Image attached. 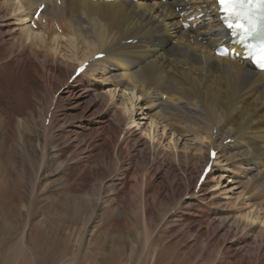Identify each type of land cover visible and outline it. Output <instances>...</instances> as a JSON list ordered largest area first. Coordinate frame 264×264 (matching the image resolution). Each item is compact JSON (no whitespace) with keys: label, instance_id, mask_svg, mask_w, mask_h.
I'll return each instance as SVG.
<instances>
[{"label":"rangeland","instance_id":"rangeland-1","mask_svg":"<svg viewBox=\"0 0 264 264\" xmlns=\"http://www.w3.org/2000/svg\"><path fill=\"white\" fill-rule=\"evenodd\" d=\"M10 47L0 45V50ZM21 56L16 58L28 65L0 66V81L6 72L13 78L7 96L0 95V178L10 177L8 185L0 179L5 189L0 192V245H10L0 254V264H36L15 244L25 211L35 229L27 248L52 256L45 264H57L65 246L68 253L60 264H264V242L247 240L224 223L227 213L236 216L235 204L236 218L242 217V203L249 206L244 192L235 201V180L220 172L215 176L222 179L215 181L211 175L199 199L193 189L205 163L185 168L173 162L169 155L175 150L160 130L153 146L166 158L147 153L146 145L136 142L139 136L127 132L126 122L115 120L113 111H121L124 102L120 92L110 99L108 83L63 90L68 76L61 69L46 63L50 71L34 70L29 57ZM4 89L0 84V92ZM96 94L107 102L96 101ZM132 110L138 115L147 109ZM146 117L137 125L138 135ZM141 134L140 143L147 141ZM182 138L178 151L196 152L193 141L183 148L191 136ZM11 189L21 198L15 218L5 212L7 198L14 196ZM221 205L224 213L217 214ZM74 225L79 227L76 243L70 235Z\"/></svg>","mask_w":264,"mask_h":264},{"label":"bare ground","instance_id":"bare-ground-1","mask_svg":"<svg viewBox=\"0 0 264 264\" xmlns=\"http://www.w3.org/2000/svg\"><path fill=\"white\" fill-rule=\"evenodd\" d=\"M40 3L45 5L33 29L27 21ZM212 5V0H59V4L56 0H0V45H11L0 50V66L5 65L7 69L25 66L27 61L22 60L25 58L16 56L27 55L34 70L50 71L46 63L48 66L51 63L54 70L61 69L69 78L75 65L90 60L87 69L72 84L67 81L63 90L78 87L77 91H82L85 86L108 83L112 88L108 93L110 99L115 97V91L120 92L124 102L120 103L122 112L116 108L113 111L115 120L123 119L127 132L139 136L136 142L141 147L146 145L147 153L152 157L156 152L159 158H166L165 153H157V145L153 146L154 133L158 135V130L160 137L165 135L167 145H172L175 150L169 158L185 168L206 163L208 148L210 145L216 148L218 153L206 178L224 173L239 186L235 201L243 192L250 200L249 206L241 204V218H236L235 204L236 216L227 213L223 217L224 223L227 221L228 226L234 227L247 240L254 238L256 243H263L264 73L246 62L213 54L225 32ZM180 12H189L186 18L204 14L189 21L190 25L195 23L194 28L183 29L178 18ZM2 13L5 19H2ZM206 16H210L207 21L204 20ZM128 39L136 41L126 43ZM98 52H104L105 56L92 61ZM9 75L6 72L0 81L5 88L0 92L1 99L8 94V81L13 79ZM27 79L20 78L18 82ZM81 97L82 94L77 95L75 100ZM94 99L108 100L98 94ZM143 105L147 110L138 115L135 112L134 118L132 108L141 110ZM144 116H147L143 123L146 125L139 128L138 135L137 125ZM141 132L147 138L142 143L139 141L143 136ZM182 135L184 138L191 136L189 144L185 143L183 148L189 149L190 141H193L196 152L178 151L177 144L180 139L182 141ZM226 138H231V142L223 144ZM215 177V181H219L223 176L220 175L219 180ZM9 178L0 179L7 184ZM205 181L195 193L196 197L202 188L209 187V184L204 185ZM0 187V192L5 190ZM14 191V196L5 201L8 203L5 212L15 218L19 214L17 204L21 198ZM224 206L216 207V213L223 214L220 209ZM28 217L25 211V225L15 244L29 252L28 256L36 264L48 263L52 256L47 252L39 249L36 254L27 248L35 232L34 226L28 225ZM75 226L70 235L77 238L76 243L79 227ZM2 236L3 232L0 239ZM9 246L1 244L0 254L7 252ZM67 253L65 246L57 257V264Z\"/></svg>","mask_w":264,"mask_h":264},{"label":"snow or ice","instance_id":"snow-or-ice-1","mask_svg":"<svg viewBox=\"0 0 264 264\" xmlns=\"http://www.w3.org/2000/svg\"><path fill=\"white\" fill-rule=\"evenodd\" d=\"M225 13L226 27L233 35H239V42L252 39L259 41L258 47L247 45L258 53L257 59L264 61V0H218Z\"/></svg>","mask_w":264,"mask_h":264}]
</instances>
